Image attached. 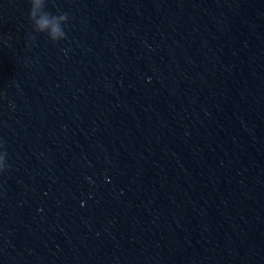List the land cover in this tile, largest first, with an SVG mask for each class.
Returning <instances> with one entry per match:
<instances>
[{
	"label": "water",
	"instance_id": "1",
	"mask_svg": "<svg viewBox=\"0 0 264 264\" xmlns=\"http://www.w3.org/2000/svg\"><path fill=\"white\" fill-rule=\"evenodd\" d=\"M0 0V264H264V0Z\"/></svg>",
	"mask_w": 264,
	"mask_h": 264
},
{
	"label": "clouds",
	"instance_id": "2",
	"mask_svg": "<svg viewBox=\"0 0 264 264\" xmlns=\"http://www.w3.org/2000/svg\"><path fill=\"white\" fill-rule=\"evenodd\" d=\"M24 4L29 10L28 19L32 22V27L37 33L46 34L48 39L53 42L63 41L65 32L62 25L67 17L49 16L41 13L43 0H24ZM6 170L5 153L0 150V173Z\"/></svg>",
	"mask_w": 264,
	"mask_h": 264
}]
</instances>
